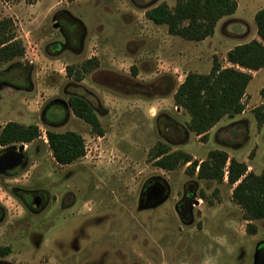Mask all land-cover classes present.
Returning a JSON list of instances; mask_svg holds the SVG:
<instances>
[{"label":"rangeland","instance_id":"374dc122","mask_svg":"<svg viewBox=\"0 0 264 264\" xmlns=\"http://www.w3.org/2000/svg\"><path fill=\"white\" fill-rule=\"evenodd\" d=\"M236 2L213 36L190 42L145 18L162 3L173 9L176 0H0L5 36L24 50L0 62V78L14 80L16 70L4 73L20 68L28 79L23 88L0 85V131L8 122L39 130L38 138L23 144V166L0 176V247L10 249L1 264H252L256 245L264 242V219H244L227 177L222 183L201 180L190 164L168 172L153 160L165 143L197 161L223 150L248 172H264V123L258 127L254 117L264 103V70L246 89L244 111L222 119L205 140L185 130L189 115L173 101L188 73L208 74L214 61L225 67L230 49L256 37L254 15L264 0ZM91 58L98 66L75 80V70ZM72 95L93 107L102 136L73 115ZM57 101L64 105L55 111L58 123L46 125L42 113ZM47 129L81 135L85 156L56 164L40 138ZM154 181L167 184L169 197L142 209V190ZM23 190L43 191L46 206L39 213L27 210L16 196ZM187 193L195 206L183 221L176 207Z\"/></svg>","mask_w":264,"mask_h":264},{"label":"trees","instance_id":"16d2710c","mask_svg":"<svg viewBox=\"0 0 264 264\" xmlns=\"http://www.w3.org/2000/svg\"><path fill=\"white\" fill-rule=\"evenodd\" d=\"M19 1V0H5ZM31 4L35 0H24ZM236 0H176L173 9L164 3L147 10L145 18L156 25H165L171 36L190 42H202L213 36L217 23L224 17L235 13ZM258 39L236 45L226 54V63L222 67L214 61L208 74L188 73L179 84L173 101L176 108L183 109L189 115L185 130L200 137L207 138L208 132L222 119L240 115L245 107L243 97L252 80V72L264 68V7L254 15ZM5 22H0V62L10 61L23 55L24 50L13 37L6 35ZM98 66L94 59H88L75 70V80L81 81L84 74L90 73ZM69 75L72 67L67 68ZM264 98V88L259 92ZM68 106L73 115L90 126L98 136L103 131L93 107L82 96L72 95ZM257 126L264 123V103L254 109ZM48 147L56 164L68 166L85 156V144L81 135L73 131H46ZM39 137L35 125L21 126L15 122L6 123L0 131V146L9 148L16 144H29ZM154 165L164 171H173L190 164L191 173L201 180L222 183L224 169L227 166V182L234 186L233 201L242 209L246 221L264 219V172H248L243 162L229 158L223 150H211L201 161L193 160L184 152L171 151V147L160 143L153 153ZM197 170V172H196ZM247 230L255 233L254 226L247 224ZM8 247H0V256L9 254Z\"/></svg>","mask_w":264,"mask_h":264},{"label":"flooded vegetation","instance_id":"af4514ba","mask_svg":"<svg viewBox=\"0 0 264 264\" xmlns=\"http://www.w3.org/2000/svg\"><path fill=\"white\" fill-rule=\"evenodd\" d=\"M67 17L69 19H71L69 15ZM61 31H62V29H61ZM14 70L17 71V73L15 75V79L9 80V79H5V78H0V85H3V86L7 85L8 87L11 86V87H16V88H23V87H25V85L28 84V79L27 78L24 79L25 74H24V72L21 73L22 69H20V68L8 69V71H6L4 73V75L10 74V72H12ZM56 104H58L59 106H56L54 109L52 106L51 109L49 110V113L47 114L48 116L45 115L47 109L46 110L44 109V111L42 113L43 121L46 125L50 126V124H57L58 123L59 113H56L55 111H57L59 108L62 109V107L64 105L58 101L56 102ZM10 160H14L15 163L17 160H19L20 162L16 167L12 168L11 163L9 162ZM24 163H25V160L23 158L22 153H18L17 150L0 151V176L12 175L16 171H18V169L21 168ZM155 186H158L159 188H161L162 196L168 194L167 198L169 197V187L167 186V184L162 183L160 181H154L152 183H148L144 186V188L142 190V193H141L142 197L140 196V200H141L140 208L150 209L153 207V204L157 201V199L152 198L150 193H151L152 188ZM16 196L19 199V201L21 202V204L27 210H29L32 213H39L46 206V203H47L46 194L43 191H25V190L17 191ZM194 206H195L194 203H192L190 200V193L189 194L187 193V195L184 197L183 201L181 203H179V205L176 207V210L180 214L181 219L183 221L184 220H190L192 218L191 213H192V208ZM3 216H4V213L0 207V221L3 218ZM0 264H1V262H0ZM252 264H264V242L256 245L255 254H254Z\"/></svg>","mask_w":264,"mask_h":264},{"label":"water","instance_id":"95a60500","mask_svg":"<svg viewBox=\"0 0 264 264\" xmlns=\"http://www.w3.org/2000/svg\"><path fill=\"white\" fill-rule=\"evenodd\" d=\"M53 27L58 28V24H54ZM60 103L63 104V102H60ZM23 148H24V145L21 144L20 147L17 149L18 153H21L23 151ZM12 149L16 150L15 147H12ZM7 151H10V150H7ZM9 162L11 163V167L14 168L19 164L20 161L17 160L15 163L14 160H10ZM150 194H151L152 198L157 199V201L153 204V207L161 205L166 200L167 195H168V194H166V195L162 196V190L158 186L153 187ZM139 205H141V200L139 202Z\"/></svg>","mask_w":264,"mask_h":264},{"label":"built area","instance_id":"2783aa9c","mask_svg":"<svg viewBox=\"0 0 264 264\" xmlns=\"http://www.w3.org/2000/svg\"><path fill=\"white\" fill-rule=\"evenodd\" d=\"M41 135H40V138H42L45 142H47V136H46V132L45 131H40ZM227 173H228V170H227V166L225 167L224 169V175L227 177Z\"/></svg>","mask_w":264,"mask_h":264},{"label":"crops","instance_id":"0c3cea01","mask_svg":"<svg viewBox=\"0 0 264 264\" xmlns=\"http://www.w3.org/2000/svg\"><path fill=\"white\" fill-rule=\"evenodd\" d=\"M256 31V30H255ZM255 36L256 37H254L253 39H258V37H257V34L255 33ZM252 39V40H253ZM227 66H230V65H228L227 63H226V66L225 67H227ZM264 70V68L263 69H261V70H259V71H256V72H252V80L256 77V76H258L259 74H260V72H262ZM251 80V81H252Z\"/></svg>","mask_w":264,"mask_h":264}]
</instances>
